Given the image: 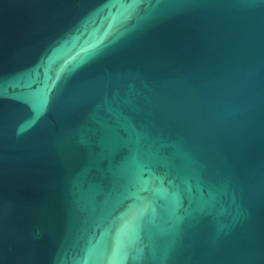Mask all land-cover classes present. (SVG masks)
Masks as SVG:
<instances>
[{"label": "water", "instance_id": "obj_1", "mask_svg": "<svg viewBox=\"0 0 264 264\" xmlns=\"http://www.w3.org/2000/svg\"><path fill=\"white\" fill-rule=\"evenodd\" d=\"M0 264H264V0H0Z\"/></svg>", "mask_w": 264, "mask_h": 264}]
</instances>
